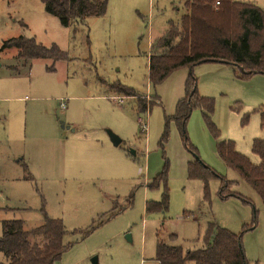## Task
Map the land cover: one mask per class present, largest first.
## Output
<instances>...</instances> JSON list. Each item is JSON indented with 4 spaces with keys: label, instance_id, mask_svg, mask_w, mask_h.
Instances as JSON below:
<instances>
[{
    "label": "rangeland",
    "instance_id": "1",
    "mask_svg": "<svg viewBox=\"0 0 264 264\" xmlns=\"http://www.w3.org/2000/svg\"><path fill=\"white\" fill-rule=\"evenodd\" d=\"M186 1L106 0L104 16L64 28L41 0H0V236L3 221L29 230L46 216L62 222L69 245L56 264H158L157 240L201 249L213 224L241 235L248 264H264V204L215 152L217 135L258 165L251 144L264 136V75L205 62L149 81L148 56ZM233 1L264 13V0ZM17 37L66 59L23 62L1 49ZM189 76L213 109L191 111L185 143L171 117ZM192 150L231 183L229 197L213 178L204 200L202 181L187 178ZM164 199L166 209H154Z\"/></svg>",
    "mask_w": 264,
    "mask_h": 264
},
{
    "label": "trees",
    "instance_id": "2",
    "mask_svg": "<svg viewBox=\"0 0 264 264\" xmlns=\"http://www.w3.org/2000/svg\"><path fill=\"white\" fill-rule=\"evenodd\" d=\"M41 3L44 11L58 19L64 28L102 17L106 12V0H41ZM182 12L178 23L168 24L165 36L156 46L158 52L148 56L151 84L158 85L179 69H190L205 62L237 67L243 78L253 74L264 75V13L260 8L233 0H187ZM11 48L17 51V59L23 62L66 59L55 45L44 47L32 38H12L1 46L2 50ZM196 86V81L189 76L185 82V96L177 103L171 117L185 143V127L191 111L200 108L207 117L213 109L212 100L198 97ZM125 96L135 97L133 94ZM142 111L146 112L145 106ZM260 126L264 132V106ZM215 137L217 158L236 172L264 204V136L251 144V152L258 158V165L238 154L231 141ZM191 153L195 159L187 164V178L202 181L204 200H209L208 182L213 178L220 183L219 197H229L227 189L231 183L205 166L195 150ZM165 205L164 199L162 206L156 204L153 208L164 211ZM1 226L0 254L4 258L1 264H56L69 247L63 243L66 232L62 222L46 216L34 229H25L20 220L3 221ZM205 240L201 249L184 250L173 245L176 237L170 235L167 243L157 240L154 259L158 264H248L240 234L212 224L207 229Z\"/></svg>",
    "mask_w": 264,
    "mask_h": 264
},
{
    "label": "water",
    "instance_id": "3",
    "mask_svg": "<svg viewBox=\"0 0 264 264\" xmlns=\"http://www.w3.org/2000/svg\"><path fill=\"white\" fill-rule=\"evenodd\" d=\"M111 142L114 146H118L120 144V141L115 136H110ZM130 155H134V152L132 150L128 151Z\"/></svg>",
    "mask_w": 264,
    "mask_h": 264
},
{
    "label": "crops",
    "instance_id": "4",
    "mask_svg": "<svg viewBox=\"0 0 264 264\" xmlns=\"http://www.w3.org/2000/svg\"><path fill=\"white\" fill-rule=\"evenodd\" d=\"M59 102H61V103H60V106H59L60 109H63V108H61V104H63V103H62L63 101H62V100H59ZM64 109H65V106H64ZM64 109H63V110H64Z\"/></svg>",
    "mask_w": 264,
    "mask_h": 264
},
{
    "label": "built area",
    "instance_id": "5",
    "mask_svg": "<svg viewBox=\"0 0 264 264\" xmlns=\"http://www.w3.org/2000/svg\"><path fill=\"white\" fill-rule=\"evenodd\" d=\"M61 108H64V105L63 104H61Z\"/></svg>",
    "mask_w": 264,
    "mask_h": 264
}]
</instances>
